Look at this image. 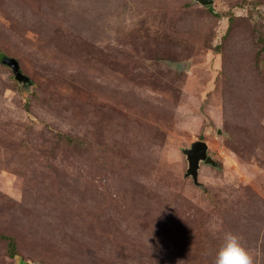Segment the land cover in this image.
<instances>
[{
  "label": "rangeland",
  "instance_id": "1",
  "mask_svg": "<svg viewBox=\"0 0 264 264\" xmlns=\"http://www.w3.org/2000/svg\"><path fill=\"white\" fill-rule=\"evenodd\" d=\"M225 232L264 264V0H0V264H215Z\"/></svg>",
  "mask_w": 264,
  "mask_h": 264
},
{
  "label": "water",
  "instance_id": "2",
  "mask_svg": "<svg viewBox=\"0 0 264 264\" xmlns=\"http://www.w3.org/2000/svg\"><path fill=\"white\" fill-rule=\"evenodd\" d=\"M201 5H211L213 0H195ZM1 63L8 66L18 82H28V78L20 71L19 63L12 58L2 57ZM185 64V63H184ZM182 64V65H184ZM188 63H186V66ZM218 133H220L218 131ZM187 160L186 176H189L195 185H198V169L200 163L215 166V161L208 155V147L204 141H194L189 148L183 150Z\"/></svg>",
  "mask_w": 264,
  "mask_h": 264
},
{
  "label": "clouds",
  "instance_id": "3",
  "mask_svg": "<svg viewBox=\"0 0 264 264\" xmlns=\"http://www.w3.org/2000/svg\"><path fill=\"white\" fill-rule=\"evenodd\" d=\"M223 241L216 253L215 264H253L252 255L242 246L236 234L225 232Z\"/></svg>",
  "mask_w": 264,
  "mask_h": 264
},
{
  "label": "trees",
  "instance_id": "4",
  "mask_svg": "<svg viewBox=\"0 0 264 264\" xmlns=\"http://www.w3.org/2000/svg\"><path fill=\"white\" fill-rule=\"evenodd\" d=\"M209 10L211 12V7H209ZM66 140L68 142H72L75 139L73 137L70 136H65ZM0 239L6 240L7 241V250H8V255L10 257H14L16 255V248H15V240L14 237L9 236V235H4V234H0Z\"/></svg>",
  "mask_w": 264,
  "mask_h": 264
}]
</instances>
